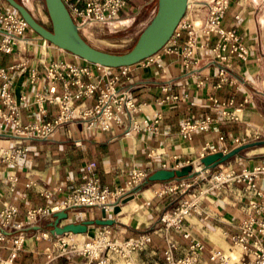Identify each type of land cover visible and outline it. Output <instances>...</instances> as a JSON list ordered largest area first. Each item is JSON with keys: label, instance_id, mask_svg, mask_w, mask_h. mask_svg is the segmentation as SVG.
Returning <instances> with one entry per match:
<instances>
[{"label": "built area", "instance_id": "1", "mask_svg": "<svg viewBox=\"0 0 264 264\" xmlns=\"http://www.w3.org/2000/svg\"><path fill=\"white\" fill-rule=\"evenodd\" d=\"M67 8L74 24L80 30L91 23H109L115 20L127 6L128 0H84L83 6L71 0H61ZM230 0H188L184 17L180 20L171 38L157 54L143 60L139 64L143 68L162 69L163 57H173L189 78L195 79V89L210 87L216 92L225 87L233 89V94L221 99L215 94L207 97L211 113L198 119H186L182 122L179 135L184 141H191L196 134L206 133L215 124H235L240 122L237 114L242 107L250 103L244 97L237 104L235 93L242 84L233 76L234 62H248L250 52L243 37L233 28H224L222 21L229 9ZM202 15V21L196 25L194 20ZM239 19V15L234 17ZM30 31L27 23L11 7L0 9V53L11 55L20 42ZM209 55L210 61L218 66L212 77L198 79L195 67L201 62L202 56ZM73 56V55H72ZM73 61H49L39 69L37 66L23 62L10 67L0 68V139L11 135L20 141L51 139L57 129L66 125L81 127L86 132L110 133L114 129L122 132L124 137H132L138 133L156 134L163 121L160 110L152 117L141 116L144 104H138L133 97L131 83V66L108 68L91 64L73 56ZM21 69L27 74L29 83L47 81L46 93L37 92L33 101L28 103L27 93L22 92L18 101L11 90L8 71ZM62 92L59 93L58 88ZM171 83L159 87V96L154 99L157 107L172 106L186 103L189 95L172 93ZM93 106H87L86 101L93 100ZM78 102V104H75ZM46 105L57 108V114L52 120H47ZM34 106L36 116L26 125L20 118V109ZM8 127L10 128L8 130ZM264 135V126L262 129ZM226 136L220 133L217 142L218 149L213 144H205L200 151V158L192 163H179L176 156L170 164H162L163 170H180L184 166H192L194 176L165 182L154 191L155 197L161 199L168 196H183L180 203L170 211L164 212L159 223L165 230H173L181 234L185 240L190 239L189 233L183 230V223L191 214L196 213L201 200L210 191L221 190L228 186H242L246 200L244 218L237 226L238 235L232 239L233 248L240 252L238 259L220 249L209 251V260L214 264H264V164L245 165L237 171L231 165L220 164L211 177L205 180V173L200 159L211 154H223L240 146L260 142L259 131L246 132L242 136L232 137V149L224 146ZM256 143V142H253ZM80 142H75L79 145ZM27 151L23 143L16 142L9 149H0V161L8 163L16 156ZM95 163L86 166L83 183L74 191L65 195L59 201H53L45 206L29 208L25 217L17 220L18 208L15 204L4 203L0 206V244H11L7 259L0 258V264H13L22 251L25 242V232L37 226L39 222L59 212L67 215L78 209H98L106 216L112 213L114 207H121V201L136 195L144 186L149 174L140 169L132 170L124 185L109 189L102 186L95 173ZM47 200L50 193L43 194ZM109 227L100 229L93 239L69 245L65 240H59L61 254H74L82 258L79 264H111V257H116L130 263L133 256L144 252L151 243L149 235L117 241L112 239ZM59 237L48 232L38 235V239L51 240ZM178 247L173 241H167L164 258L155 264H199L200 254L204 246L199 242L190 241L186 253L176 257L174 252Z\"/></svg>", "mask_w": 264, "mask_h": 264}, {"label": "crops", "instance_id": "2", "mask_svg": "<svg viewBox=\"0 0 264 264\" xmlns=\"http://www.w3.org/2000/svg\"><path fill=\"white\" fill-rule=\"evenodd\" d=\"M156 1L147 0L142 6L151 7V12L155 13ZM71 2L82 7L84 0H71ZM7 7L5 0H0V9ZM236 15H239L238 20L234 19ZM201 21L202 15L194 20L196 25ZM131 22V15L117 17L109 23L85 25L79 33L92 46L93 42L102 45L115 44L117 37L126 34L125 31L116 28H128ZM222 25L225 28L235 29L247 43L250 52L248 62L244 64L234 62L233 76L242 84L240 90L235 93L236 103H242L244 97L250 99V103L237 112L240 122L215 124L211 131L196 134L191 141H184L179 135L182 122L211 113L207 97L215 94L225 99L233 94V89L225 87L214 92L210 87H205L196 90L195 79L189 78L173 57H163L162 69L143 68L142 65L136 64L131 66L130 84L134 87L132 95L138 104L145 105L142 107L141 116L152 117L156 111L162 112L163 121L157 133H138L132 137H124L117 129L110 133H96L86 132L79 126L66 125L57 129L53 137L47 140L20 141L11 135L2 137L0 149H9L16 142H20L27 151L8 163L0 161V206L4 203L15 204L18 208L17 220L21 221L29 208L42 207L53 201H59L80 186L89 163H95V173L101 185L115 189L124 185L134 169L146 171L151 175L160 170L162 164H170L173 156H176L181 164L197 161L205 144H213L216 147L217 144L219 145L217 137L220 133H223L226 136L225 141L230 143V146H224L231 150L232 137L262 130L264 126V0H230ZM24 39L28 42H20L11 55H6L11 58L7 62H2L0 68L8 70L10 67L28 62L41 69L45 62L75 60L71 54L42 40L32 31H29ZM54 58L58 59L53 60ZM217 68L218 66L210 61L207 53L195 67V75L198 79L212 77L216 74ZM8 77L17 101L22 92L27 93L28 103L33 101L35 93L47 92L49 85L47 81L31 85L27 74L21 69L8 71ZM165 83L173 85L170 90L172 93H188L189 100L172 106H155L154 99L160 94L159 87ZM58 90L59 93L62 92L60 86ZM86 105L90 106L87 102ZM46 108L47 120L54 119L57 108L53 105H46ZM19 114L22 124L26 125L35 118L36 108L34 106L21 108ZM75 142L80 144L75 145ZM217 148L220 149L221 145ZM247 150L233 158L230 165L235 170L239 171L245 165L258 164L257 160L242 159L241 154ZM164 184L166 183L146 184L134 196V203L121 206V211L116 216L112 213L106 216L107 219L112 218L115 221L109 227L114 240L121 241L140 235L151 237L148 248L133 256L130 263L111 257V264H155L164 258L167 241H173L177 245L178 249L174 252L176 257L186 253L191 240L202 244L204 251L200 254L199 264H214L209 260V251L212 249L223 250L236 259L240 257L239 250L232 247V239L238 235L237 226L244 218L246 200L242 186L232 185L208 192L201 200L197 212L187 217L183 223V230L190 235V239L185 240L181 234L171 229L165 230L159 223L160 216L172 210L184 198L183 196H168L161 199L155 197L154 191ZM261 187L264 189V182H261ZM46 193L51 194L49 200L43 197ZM100 218L101 211L98 209H78L69 213L67 219L61 220L58 226L79 224ZM54 220L55 218L51 216L25 232L26 239L22 251L13 264H79L82 261L81 257L61 254L59 240L63 239L69 245L78 244L93 239L103 228L91 226L83 235L64 234L59 237L53 236L51 240H37L41 233L51 234ZM10 251V243L0 244L1 259H7Z\"/></svg>", "mask_w": 264, "mask_h": 264}, {"label": "water", "instance_id": "3", "mask_svg": "<svg viewBox=\"0 0 264 264\" xmlns=\"http://www.w3.org/2000/svg\"><path fill=\"white\" fill-rule=\"evenodd\" d=\"M43 1L51 23L50 29L45 28L36 21L28 9L20 2L5 0L9 7L14 9L27 23L29 29L42 40L85 62L112 69L134 66L160 52L171 38L180 20L184 17L188 2V0H157L156 12L149 24L138 36L134 46L129 51L118 54L100 50L85 41L61 0ZM262 145H264V142L260 141L240 146L226 154L218 152L207 155L200 159V163L204 171H210L238 156L241 152ZM192 170V166H184L177 171L160 169L148 176L145 185L191 178L194 176ZM128 203H134V195L124 198L121 201V206ZM120 211L121 207H114L113 216H116ZM53 217L55 220L50 233L57 236L64 234L83 235L87 233L88 227H111L115 222L112 218L107 219L103 211H101L100 219L83 221L79 224H68L63 227H59L58 224L61 220L67 219V213L59 212L54 214Z\"/></svg>", "mask_w": 264, "mask_h": 264}, {"label": "rangeland", "instance_id": "4", "mask_svg": "<svg viewBox=\"0 0 264 264\" xmlns=\"http://www.w3.org/2000/svg\"><path fill=\"white\" fill-rule=\"evenodd\" d=\"M21 4H23L28 11L31 13V15L35 18L36 21H38L41 25H43L45 28L50 29L51 23L48 18L45 4L43 0H19ZM147 2V0H129L127 3V6L124 10L121 11L119 14V18L127 15H131L132 22L129 24L128 28H120L117 27L116 30L119 31H125L126 34L124 36L117 37L115 40V44H108V45H102L98 42H93V46L100 50L112 52V53H118L122 54L127 52L131 49L135 41L137 40L138 36L142 32V30L149 24L151 19L154 16V12H151V7L144 5ZM223 26V25H222ZM224 27V26H223ZM225 28V27H224ZM116 31L115 29H113ZM31 31V30H30ZM115 45V46H112ZM11 58L10 56H6L3 54H0V65L2 62H7ZM58 59V58H57ZM54 58L53 60H57ZM88 105L93 106L95 104V98L90 101H86ZM75 104H78L76 102ZM261 134V140L258 141H264V135L262 134V130H257ZM257 142V141H253ZM251 142V143H253ZM224 145L230 146L229 141H225ZM219 145L217 144V147ZM242 159L245 160H257L258 164H264V145L262 146H256L253 148H250L246 152L241 154ZM233 161V159L226 162L227 165H230V163ZM214 170H210L208 173H205V180H203L202 183H205L206 180H208L211 175L214 173Z\"/></svg>", "mask_w": 264, "mask_h": 264}, {"label": "trees", "instance_id": "5", "mask_svg": "<svg viewBox=\"0 0 264 264\" xmlns=\"http://www.w3.org/2000/svg\"><path fill=\"white\" fill-rule=\"evenodd\" d=\"M16 1H18V2H20L19 0H16ZM21 3V2H20ZM156 3H157V1H156ZM8 5V4H7ZM9 6V5H8ZM264 142V141H263Z\"/></svg>", "mask_w": 264, "mask_h": 264}, {"label": "bare ground", "instance_id": "6", "mask_svg": "<svg viewBox=\"0 0 264 264\" xmlns=\"http://www.w3.org/2000/svg\"><path fill=\"white\" fill-rule=\"evenodd\" d=\"M88 232V231H87ZM67 235V234H66Z\"/></svg>", "mask_w": 264, "mask_h": 264}]
</instances>
